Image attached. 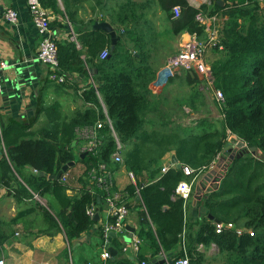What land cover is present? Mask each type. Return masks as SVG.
I'll return each instance as SVG.
<instances>
[{
  "label": "trees",
  "instance_id": "16d2710c",
  "mask_svg": "<svg viewBox=\"0 0 264 264\" xmlns=\"http://www.w3.org/2000/svg\"><path fill=\"white\" fill-rule=\"evenodd\" d=\"M40 1L45 8L60 13L58 0ZM219 1L211 0V4L195 8L186 0H158L170 20L173 35L188 33L201 42L208 36L200 16H228L217 47H223V52L212 66L214 88L225 98L223 104H218L223 116L219 122L205 117L187 127L175 123L146 129L145 117L152 97L149 86L155 74L149 53L142 45L145 34L137 27L131 3L119 6L114 19L120 25V40L113 52L110 36L101 30L80 34L77 40L81 49L75 41L57 42L62 74L88 77L97 70L91 76L94 84L83 93L84 102L91 107L69 117L63 115L59 103L43 107L39 112L45 113L47 124L36 132L31 130L33 122L3 123L0 190L14 192L17 204L26 208L9 222L0 218V253L9 240L8 227L19 225L28 217L34 218L30 223H36V218L43 221L39 236L65 234L68 248L64 256L69 259L74 244L97 224L88 210L94 208L96 214L102 203L106 204L108 193L91 177L93 169L105 165L113 174L125 170L134 176L135 183L129 184L125 192L135 199L139 191L145 209L146 226L142 232L147 229L157 253L163 251L173 262L187 256L191 264H204L205 256L198 247L210 249L216 245L222 264H264V0H224V5ZM177 6L181 8L179 17L173 13ZM65 12L77 28L67 0ZM241 19L246 27L241 25ZM77 32L81 33L79 29ZM105 50L109 55L101 60ZM192 72L197 80L195 91L200 95L199 76ZM103 105L113 129L106 124ZM188 107L195 110L191 102ZM98 122L104 123L97 131L99 145L93 153L86 154L80 151L76 130L95 127ZM231 137L243 141L246 148H256V155L237 158V152L230 160L226 148ZM117 139L122 150L118 149ZM119 151L121 163L114 160ZM170 153L175 154L182 168L193 169L194 175L209 173L214 164L221 162L220 156H228L222 160L220 175H208L214 184L200 196L197 211L201 216L194 223L188 221L186 213L191 197L199 195L198 189L194 185L188 200L176 193L178 185L191 181L193 176H186L176 166L163 173V160ZM69 162L76 163L75 180L80 185L73 195L68 193L69 178H50ZM210 216L222 224H234L242 233L217 234ZM113 223L114 217L109 221ZM96 233L99 245L104 247L108 239L105 225L98 227ZM114 244L122 252L116 240ZM114 264L134 263L118 259Z\"/></svg>",
  "mask_w": 264,
  "mask_h": 264
},
{
  "label": "crops",
  "instance_id": "0c3cea01",
  "mask_svg": "<svg viewBox=\"0 0 264 264\" xmlns=\"http://www.w3.org/2000/svg\"><path fill=\"white\" fill-rule=\"evenodd\" d=\"M65 1L58 0L60 13L65 14L64 16L52 10L55 18L51 25V34L56 42L71 41L73 36L76 37L75 42L79 49L82 46L77 40L78 36L87 31L97 30L94 29L97 23H108L118 33L117 28L120 25L114 19H116L119 6L127 3L132 4L131 9L136 14L137 27L145 34V40L141 44L149 53V63L155 74L154 81L149 86L152 97L150 98V108L145 117L146 129H160L162 125H168L171 119H164L166 102L173 100L180 104L181 100L177 96L170 97L168 95L174 92L173 86L187 85L185 81L191 77L192 81H189L188 84L190 85L192 82V87L196 84L192 71L179 72L167 81H163L162 71L168 60L178 54L182 45L189 41L193 35L188 33L173 35L170 20L161 10L158 0H67L69 10L75 20V27H77L75 29L66 16ZM186 1L195 8L208 5L207 0ZM220 1L221 5L225 4L224 0ZM260 2L262 4V1ZM8 9H13L18 13L16 24L6 21L5 12ZM201 21L206 26L208 36L207 40L203 42L207 47L205 62L212 67L223 52L213 44L220 43L228 16L220 13L212 18L202 17ZM240 23L243 27L247 25L242 19ZM78 29L81 33L77 32ZM41 41L42 37L29 12L28 0H0V50L8 64L3 77V93L0 96L2 125L10 121L33 122L31 130L36 132L47 124L45 113L39 112L43 107L59 103L65 117L71 116L78 110L86 111L91 107V104L84 102L83 93L94 84L91 76L95 75L97 70L94 69L96 72L88 77L79 73L72 74L66 84L52 82L49 78L50 69L37 59ZM131 45L134 46V43L131 42ZM83 50L87 51V48ZM194 73L199 76V81L202 82L203 75L197 71ZM211 108L212 106H210ZM103 111L104 113L106 111L104 105ZM77 141L81 143L80 151H82L85 143L78 136ZM173 156H175L174 153L165 156L163 167L175 166L172 163ZM76 174L75 168H71L64 175L65 179L69 178L70 180L71 190L68 192L70 195L76 193L80 188L75 180ZM209 174H202L195 183L199 195L189 198L186 217L191 223L196 222L201 216L198 212L201 192L213 185V181H210L211 179L208 177ZM131 183H135L134 176L125 170L114 172L112 175L111 190L114 196L119 198L118 204L125 205L129 210L126 219V226L129 229H126L122 234H116L110 244L107 239L106 245L101 247L96 233L98 227L108 224L112 218L110 207L107 203H102L101 208H98L95 214L99 215L97 224L74 244L69 259L64 256V252L68 248L65 234L39 236L37 232L44 226L43 221L36 218V223H30L34 218L28 217L19 225L8 227L9 240L3 246L0 258L5 261V264H114L118 259H127L134 264H140L141 261L152 264L157 259L165 257L166 264H173V261L163 251L157 253V248L147 234V229L142 232V228L146 226L145 209L139 193L135 199H131L125 192ZM92 192L94 193V190ZM13 195L14 192L7 189L0 190V218L7 222L15 219L26 208L25 205H18ZM37 200L45 204L38 197ZM146 221H149L147 214ZM114 240L120 244L122 252L115 246ZM137 241L139 243L136 246ZM108 245L118 251L115 258H103L104 251H108ZM129 249L130 253H128ZM198 251L205 256L204 264H222L216 245H212L210 249L199 246ZM157 263L159 264V262Z\"/></svg>",
  "mask_w": 264,
  "mask_h": 264
},
{
  "label": "built area",
  "instance_id": "2783aa9c",
  "mask_svg": "<svg viewBox=\"0 0 264 264\" xmlns=\"http://www.w3.org/2000/svg\"><path fill=\"white\" fill-rule=\"evenodd\" d=\"M190 1V0H189ZM208 4H211V0H207ZM29 12L32 16L34 25L38 30L39 34L42 37L40 47L38 49L37 59L42 64L46 65L50 69V80L57 84H65L69 80V76H66L60 72L59 68V51L57 42L54 40L51 34V25L54 21V13L51 9L45 8L40 0H28ZM173 13L176 17L180 16L181 8L179 6L173 9ZM5 19L8 23L16 24L18 21V13L13 9H8L5 12ZM200 22L202 23V17H199ZM73 36V35H72ZM211 40H214L211 38ZM71 41H76V37H72ZM217 46V44H213ZM219 49L223 50V47L219 46ZM207 47L206 45L199 41L196 36L184 43L181 47V51L175 56L171 57L165 68L163 69V81H167L170 78L174 77L179 72H191L197 71L203 75L208 84L211 86L214 94V99L218 104H223L225 98L223 93L220 90L214 88V77L212 67L205 62ZM109 55V51L105 50L101 54V59H106ZM8 68V64L4 59L3 53L0 50V96L3 93V77L4 72ZM106 114V124L113 129L111 120L107 117ZM0 116H1V104H0ZM104 127V123L98 122L95 127H85L79 128L76 130L78 138L85 143L82 152L84 153H93L98 145V133L97 131ZM2 134V121L0 117V136ZM118 149L122 150L123 146L117 139ZM114 160L117 163L122 162L121 152L119 151L114 155ZM217 166L214 164L209 173ZM170 167H163L162 172L165 173L169 170ZM186 176H193L191 181H183L178 187L176 193L188 200L192 194V189L198 179L201 177L203 172L195 174V171L188 166L182 168ZM220 170L218 173H220ZM112 172L105 166L101 165L99 170H92L91 177L92 181L101 189L105 190L107 195L106 203L110 207L111 215L115 218V223L105 225V235L108 236L110 232H115L116 234H122L126 230V219L129 214L128 208L123 204H118L119 198L115 197L114 194H111L112 186ZM218 175V174H217ZM214 184V183H213ZM212 186V185H211ZM210 188V187H209ZM208 189V188H207ZM203 190L201 194L204 192ZM139 193V191H138ZM88 215L94 217L95 210L94 208L88 210ZM215 231L217 234H222L223 231H236L237 234H241L242 230L238 229L234 224H222L215 223ZM139 242H136V246ZM110 253L105 250L103 253L104 259H110ZM0 264H5V261L0 258ZM146 264V263H142ZM173 264H191L190 259L185 256L173 262Z\"/></svg>",
  "mask_w": 264,
  "mask_h": 264
},
{
  "label": "rangeland",
  "instance_id": "374dc122",
  "mask_svg": "<svg viewBox=\"0 0 264 264\" xmlns=\"http://www.w3.org/2000/svg\"><path fill=\"white\" fill-rule=\"evenodd\" d=\"M193 80L194 83L197 81L196 76H194ZM189 81H192V77L187 78L185 81V84L187 85L173 86L175 89L173 90L174 92H172V94H168L170 97L173 95L179 97V99L181 98L180 104H177V102H174L173 100H169L165 104L166 107L164 119H171L168 125H174L176 123L177 125L187 127L193 125L197 120L205 117L209 118L211 121H221L223 116L219 108L220 106L214 99V94L210 88L211 86L208 84L206 79L202 78V82L199 81V83H197L198 89L201 93L200 95L197 93V91H195V86H191L192 82H190V85L188 84ZM190 102L195 107V110H191L188 107ZM210 106H212L211 109ZM238 142L239 140H237V138H230V143L232 145H235ZM222 158L226 159L228 156H220L219 160L222 161Z\"/></svg>",
  "mask_w": 264,
  "mask_h": 264
},
{
  "label": "water",
  "instance_id": "95a60500",
  "mask_svg": "<svg viewBox=\"0 0 264 264\" xmlns=\"http://www.w3.org/2000/svg\"><path fill=\"white\" fill-rule=\"evenodd\" d=\"M219 4H221V1H219ZM94 29L97 30H101L105 33H107L110 36V40H111V52H113L116 48V44L117 42L120 40V36L118 35V33L108 24V23H97L94 26ZM96 70H93L92 73H95ZM76 144V143H74ZM226 151H228L229 153V158L230 160H234L235 154L238 152L237 158H240L242 156H244L245 154H252L253 156L256 155L257 151L256 148L252 147V148H246V144L243 141L238 142L235 145H232L231 143L228 144ZM85 155H82V157H84ZM222 160H224V158H222ZM172 163L178 168L181 169L182 165L178 163V159L176 158V156L172 157ZM76 163L75 162H69L68 164L64 165L62 167V169L59 171V173L56 176H51V179H60L61 177H63L65 175V173H67L69 171V169L75 167ZM222 168V161L217 163V166L211 171L212 175H216V173H218L220 171V169ZM138 199H140V197H138ZM99 219V215H95L94 217V221L98 222ZM210 219L213 220L215 223H220L218 220L214 219L213 217L210 216ZM126 229L128 230L129 227L126 226ZM116 236L115 232H110L109 233V238H108V243H111L112 238H114ZM108 248V252L110 253L112 258H115L118 254V251L109 247V245L107 246ZM131 250H128V253H130ZM157 262H159V264H166V259L165 257H161L159 259H157V261H154V263L152 264H158Z\"/></svg>",
  "mask_w": 264,
  "mask_h": 264
}]
</instances>
